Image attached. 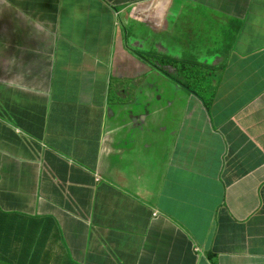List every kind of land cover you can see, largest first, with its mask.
<instances>
[{
  "label": "crops",
  "instance_id": "obj_1",
  "mask_svg": "<svg viewBox=\"0 0 264 264\" xmlns=\"http://www.w3.org/2000/svg\"><path fill=\"white\" fill-rule=\"evenodd\" d=\"M0 264H264V0H0Z\"/></svg>",
  "mask_w": 264,
  "mask_h": 264
},
{
  "label": "rangeland",
  "instance_id": "obj_2",
  "mask_svg": "<svg viewBox=\"0 0 264 264\" xmlns=\"http://www.w3.org/2000/svg\"><path fill=\"white\" fill-rule=\"evenodd\" d=\"M150 43L151 42H147L146 43V45L148 46V48L147 49H145L146 51H152V50H156V51H158L159 53H161V54H163L162 52H160L158 49H157V47H156V49H152L151 47H150ZM152 44V43H151ZM196 53H198V48L196 47V48H192V54H196ZM164 55V54H163ZM197 70V72H199V73H202V74H205V76H204V78H203V80H201L199 83H198V87H197V96L199 97V98H208V97H210V95L206 92V90H207V86H206V84L207 83H209V82H212V81H215L216 80V78H215V76L210 72V71H208L207 69L206 70H203L202 68H198V69H196ZM195 73H196V71H195ZM188 76H189V74H188ZM192 76H195V75H193V73H192ZM189 78V77H188ZM196 103V105H197V103L198 102H195ZM198 107V106H197ZM205 110V109H204Z\"/></svg>",
  "mask_w": 264,
  "mask_h": 264
},
{
  "label": "trees",
  "instance_id": "obj_3",
  "mask_svg": "<svg viewBox=\"0 0 264 264\" xmlns=\"http://www.w3.org/2000/svg\"><path fill=\"white\" fill-rule=\"evenodd\" d=\"M193 77L198 78L196 75H195V76H192V78H193ZM194 85H195V82H194ZM197 85H198V80H196V85H195L196 89H197V87H198Z\"/></svg>",
  "mask_w": 264,
  "mask_h": 264
}]
</instances>
